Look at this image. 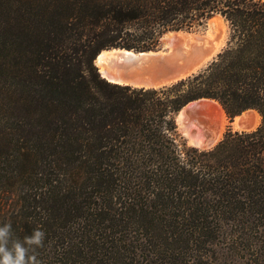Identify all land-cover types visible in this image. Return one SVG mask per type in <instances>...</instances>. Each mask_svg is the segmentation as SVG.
<instances>
[{"label":"trees","instance_id":"1","mask_svg":"<svg viewBox=\"0 0 264 264\" xmlns=\"http://www.w3.org/2000/svg\"><path fill=\"white\" fill-rule=\"evenodd\" d=\"M216 16L227 45L172 84L111 82L95 62L104 49H158L167 32ZM202 98L262 122L189 146L178 116ZM4 223L21 240L45 233L42 264H208L202 247L223 225L234 240L262 238L264 0H0Z\"/></svg>","mask_w":264,"mask_h":264},{"label":"bare ground","instance_id":"2","mask_svg":"<svg viewBox=\"0 0 264 264\" xmlns=\"http://www.w3.org/2000/svg\"><path fill=\"white\" fill-rule=\"evenodd\" d=\"M212 21V24H214L220 31H225L224 28L226 26V21H224V18L221 16H216L213 19L210 20V23ZM210 26V25H209ZM210 30V29H209ZM208 30V31H209ZM212 31V29H211ZM183 34V38L181 39L178 34H173L171 36V42H170V49L171 50H183L184 53L189 54L191 51L195 50V48L203 47L205 48H211L210 51L206 54V60H208L211 55L218 52L219 49L222 47V44L224 43V37L218 34V39L215 40V37H207L203 34H195L190 32H177ZM221 33V32H220ZM206 36V37H205ZM225 36V35H224ZM180 38V39H179ZM132 56H150L154 55L153 52L146 53V54H135L132 51L122 50V49H104L97 57L96 64L99 66L100 71L104 77H106L109 80L117 81L120 80L124 83L130 82L129 77L130 74H137L139 73V70L142 68V66L134 65L128 62V59ZM148 69L151 68L150 66L147 67ZM134 83V85H143L144 83L137 81H131ZM159 84H156L155 86H158ZM146 86H151V84H147ZM208 99H200L193 101L188 104L192 108L186 110L188 106H185L179 114L178 121L182 124L184 123L186 128L184 127V130L187 131L190 134V139L193 143L197 145L204 146L208 143H212L213 140H215L219 135V125L213 124V121H210L207 119V116H213L215 112L214 117H218L219 110L215 109V106L211 102H207ZM210 100V99H209ZM214 100V99H213ZM206 101V102H205ZM256 111L255 109H249ZM246 110L243 112V114L236 116L235 121H237V124L241 125L242 127L252 125V119L251 115L247 114ZM257 112V111H256ZM206 116V117H205ZM193 117L194 120L191 119V125L190 122H188V119ZM213 117V118H214ZM212 118V117H211ZM216 119V118H215ZM253 126V125H252ZM191 127V128H189ZM202 128V129H200Z\"/></svg>","mask_w":264,"mask_h":264},{"label":"rangeland","instance_id":"3","mask_svg":"<svg viewBox=\"0 0 264 264\" xmlns=\"http://www.w3.org/2000/svg\"><path fill=\"white\" fill-rule=\"evenodd\" d=\"M219 17H221V16H219ZM228 25L226 24V26L224 28L225 31L223 32V34H222V31H220L214 24H212V21H211V23L209 21L205 27L190 29L187 31H189L190 33H195V34H203V35H206L207 37H215L216 35L219 34L222 38V35H223L224 43L222 45L224 48L227 45V41L229 38V26ZM211 29H212V31H211ZM174 33L178 34V36L181 39L184 36L181 33L169 31L163 36L162 41H161V45L159 48H163V49L169 48L170 42H171V36ZM223 48H222V50H223ZM99 70H100V68H99ZM206 101L211 102L215 106V109L219 110L218 117H214L215 112H214L213 116H210V117L207 116V119L208 120L210 119L209 122L213 121L212 123L215 124V122L217 121L216 124H218L220 127L219 128V135L215 140L212 141V143H208L204 146L197 145L191 141L190 134L184 130V127L186 128L185 124L184 123L181 124L178 121L180 133L183 135L184 139L187 141V144L189 146L197 147L199 149H209V148L213 147L219 140H221V138L224 136V134L228 131L229 128H232L234 131H236V130H238V131L252 130V129L256 128L262 122V119H263L262 115L257 110H256L257 112L253 111V110H249V111H247V114L251 115L253 126L250 124L249 126L242 127L241 125L237 124V121H235L236 117L231 119L227 115L225 109L223 108V106L218 101L213 100V99H210V100L208 99ZM193 105H195V104H193ZM193 105H190V106H193ZM190 106H188L186 108V110L192 108ZM182 112H181V116H182ZM191 119L194 120L193 117ZM191 119H190V117L188 119V122H190V125L192 122ZM189 128H191V127H189ZM200 129H202V128H200ZM222 229L224 230L225 235H223L221 238L216 240L215 243L209 245L207 248L202 247L203 253L209 252V254L211 255V258L209 259L210 262L208 264H257L260 261L258 254H256L257 250L253 251L251 248H252V245L255 246V243L257 242L258 246H259V244H261L259 248L263 249V251H264V234L262 235V238L260 237V239L253 237V238H248V239L246 238L245 240H243V239L242 240L241 239L234 240L232 238H229L228 236L230 235V233L235 231V229H236L235 226L223 225ZM253 253H255V256L257 255V257H255L253 255ZM260 253H261V250H260Z\"/></svg>","mask_w":264,"mask_h":264},{"label":"water","instance_id":"4","mask_svg":"<svg viewBox=\"0 0 264 264\" xmlns=\"http://www.w3.org/2000/svg\"><path fill=\"white\" fill-rule=\"evenodd\" d=\"M224 21L226 20L224 19ZM226 24L228 25L227 22ZM174 32H189V31L176 30ZM216 39H218V36H216L215 40ZM222 48L223 45L219 49V51L211 55V57L208 60H206L205 57L211 48H205V49L203 47H199L197 49L195 48V50L191 51L189 54L184 53L183 50H171L170 47L167 49L158 48L155 50L140 51V52H136L134 50H130L126 48H113V49L132 51L135 54H146L153 52L154 55H150L147 57L142 55H138L137 57L130 55V57L127 58L129 63L142 66V68L139 70V73L130 74L131 75L129 77L130 82L124 83L120 80L117 81H112L109 79L108 80L111 82L129 84L132 86L146 87V88H152V87L158 88V87L166 86L202 71L218 56V54L222 51ZM148 66H150L151 68L148 69L147 68ZM137 80L144 84L139 86V85H134V83L131 82ZM147 84H151V86H146ZM156 84L159 85L155 86ZM202 99H208V98H202Z\"/></svg>","mask_w":264,"mask_h":264},{"label":"clouds","instance_id":"5","mask_svg":"<svg viewBox=\"0 0 264 264\" xmlns=\"http://www.w3.org/2000/svg\"><path fill=\"white\" fill-rule=\"evenodd\" d=\"M44 241L45 233L39 228L21 240L14 237L10 223L0 225V264H42L36 250Z\"/></svg>","mask_w":264,"mask_h":264}]
</instances>
